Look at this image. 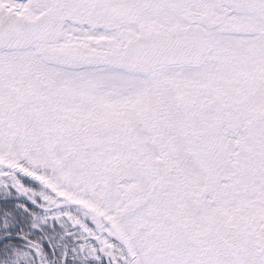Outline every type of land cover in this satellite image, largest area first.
<instances>
[{
  "label": "snow or ice",
  "instance_id": "6c2138e0",
  "mask_svg": "<svg viewBox=\"0 0 264 264\" xmlns=\"http://www.w3.org/2000/svg\"><path fill=\"white\" fill-rule=\"evenodd\" d=\"M70 255L264 264V0H0V264Z\"/></svg>",
  "mask_w": 264,
  "mask_h": 264
},
{
  "label": "trees",
  "instance_id": "16d2710c",
  "mask_svg": "<svg viewBox=\"0 0 264 264\" xmlns=\"http://www.w3.org/2000/svg\"><path fill=\"white\" fill-rule=\"evenodd\" d=\"M19 200L23 202L25 199L19 197ZM67 229H62L59 225L56 226H45L43 231H34V238L39 241L44 250L47 252L49 249H55L58 253L66 251L71 246L72 237H65ZM70 264H79V261L69 256ZM47 264V262H46Z\"/></svg>",
  "mask_w": 264,
  "mask_h": 264
},
{
  "label": "rangeland",
  "instance_id": "374dc122",
  "mask_svg": "<svg viewBox=\"0 0 264 264\" xmlns=\"http://www.w3.org/2000/svg\"><path fill=\"white\" fill-rule=\"evenodd\" d=\"M21 198H24V199H26L25 197H21Z\"/></svg>",
  "mask_w": 264,
  "mask_h": 264
}]
</instances>
